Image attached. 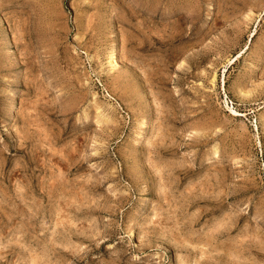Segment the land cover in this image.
I'll use <instances>...</instances> for the list:
<instances>
[{"label": "rangeland", "instance_id": "1", "mask_svg": "<svg viewBox=\"0 0 264 264\" xmlns=\"http://www.w3.org/2000/svg\"><path fill=\"white\" fill-rule=\"evenodd\" d=\"M0 264H264V0H0Z\"/></svg>", "mask_w": 264, "mask_h": 264}, {"label": "bare ground", "instance_id": "2", "mask_svg": "<svg viewBox=\"0 0 264 264\" xmlns=\"http://www.w3.org/2000/svg\"><path fill=\"white\" fill-rule=\"evenodd\" d=\"M114 54H115V53H114ZM117 63H118L117 61L114 62L115 65H116ZM14 92H15V91H14ZM14 96H15V95H14ZM141 138H142V137H141ZM133 231H134V230H133ZM133 233H134V232H133Z\"/></svg>", "mask_w": 264, "mask_h": 264}]
</instances>
